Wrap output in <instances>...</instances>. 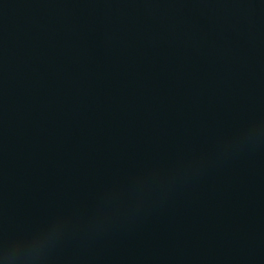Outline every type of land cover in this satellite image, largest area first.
<instances>
[{
  "label": "water",
  "instance_id": "water-1",
  "mask_svg": "<svg viewBox=\"0 0 264 264\" xmlns=\"http://www.w3.org/2000/svg\"><path fill=\"white\" fill-rule=\"evenodd\" d=\"M0 264H264V0H0Z\"/></svg>",
  "mask_w": 264,
  "mask_h": 264
}]
</instances>
